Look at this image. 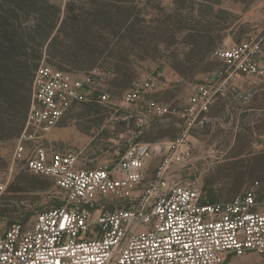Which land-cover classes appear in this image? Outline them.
Segmentation results:
<instances>
[{"label": "built area", "instance_id": "built-area-1", "mask_svg": "<svg viewBox=\"0 0 264 264\" xmlns=\"http://www.w3.org/2000/svg\"><path fill=\"white\" fill-rule=\"evenodd\" d=\"M249 47L225 43L212 56L233 64ZM239 69L258 72L247 56L235 71ZM160 76L151 72L135 81L121 108L134 107L147 120L180 114L186 120L180 135L134 142L117 161L87 169L79 167V154L57 152L44 143L76 106L110 101L102 80L113 73L100 67L88 73L62 71L42 60L11 171L23 163L31 173L52 178L63 198L38 212L29 226L3 224L0 217V264H225L230 255L251 253L264 262L260 183L231 201L213 203L188 180L194 170L191 128L202 116L207 120L212 101L226 93L225 82L207 78L194 85L189 102L178 110L152 99ZM158 156L160 165L150 178L149 161ZM7 187L0 181V207Z\"/></svg>", "mask_w": 264, "mask_h": 264}, {"label": "rangeland", "instance_id": "rangeland-1", "mask_svg": "<svg viewBox=\"0 0 264 264\" xmlns=\"http://www.w3.org/2000/svg\"><path fill=\"white\" fill-rule=\"evenodd\" d=\"M51 1L64 9L68 0ZM138 3L148 24L139 22L138 29L144 30L140 35L142 42L123 55L131 56L134 82L151 72L161 74L160 89L152 94V99L169 109L182 110L193 93V86L207 78L220 84L225 82L226 91H243L245 98L238 95L241 103L235 107H255L253 98L257 90L264 99V0H138ZM240 42L249 43L250 47L236 63L212 56L223 44ZM245 56L256 65L257 73L235 71ZM104 57L98 65L100 68L107 65L104 63H115L109 54ZM109 80H102L103 91L111 96L107 104L94 101L76 106L44 143L57 152L79 154L80 168L95 169L104 162L117 161L134 142L173 139L180 131L178 116L147 120L134 107L121 108L127 90L111 91ZM224 108L220 103L217 111L220 113ZM234 112L244 125L255 119L249 111L242 113L235 109ZM240 128V137L236 139L227 117L204 127L192 139L194 170L188 180L195 182L210 202L231 201L257 181L260 192L264 193V122L254 129ZM20 136L0 142V181L8 184L0 217L3 224L29 226L38 212L60 203L63 194L52 178L31 173L23 163L11 171ZM160 162V156L150 159V178ZM225 264L264 262L259 255L251 253L243 257L230 255Z\"/></svg>", "mask_w": 264, "mask_h": 264}, {"label": "trees", "instance_id": "trees-1", "mask_svg": "<svg viewBox=\"0 0 264 264\" xmlns=\"http://www.w3.org/2000/svg\"><path fill=\"white\" fill-rule=\"evenodd\" d=\"M142 10L138 0H68L64 9L51 0H0V142L21 135L43 59L88 73L109 54L115 63L103 68L113 73L110 90H129L135 78L123 53L142 42L139 22L148 24Z\"/></svg>", "mask_w": 264, "mask_h": 264}, {"label": "crops", "instance_id": "crops-1", "mask_svg": "<svg viewBox=\"0 0 264 264\" xmlns=\"http://www.w3.org/2000/svg\"><path fill=\"white\" fill-rule=\"evenodd\" d=\"M231 78H233V75L230 76ZM241 92L243 94V91L241 90H235L234 91H226V93L224 95H220L219 97L215 98L212 103L210 104V108H209V112L206 115L207 120H204V116H202L199 121H197L196 123H194V125L191 128L190 131V135H189V140L192 144V139L194 138V135H199L201 134V131L204 127L209 126L211 124H215L216 122L222 120V119H228L230 120V126L231 128L234 130V136L237 139L238 137H240L239 132L242 130V128H240V126L242 127H246L247 129H254L255 126L260 125L261 122H264V99H261V95H259V91H254V105H256L255 107L250 106L247 109H243L240 107H235L237 106L236 104L241 103V101H239L238 97V92ZM191 97V96H190ZM190 99V98H189ZM189 99L187 101V103L189 102ZM261 104H257L260 103ZM186 103V105H187ZM223 103L225 108L222 110V112H218L217 111V106L218 104ZM185 105V106H186ZM184 109V108H183ZM235 109H238L239 111L243 112H250L252 113V117L255 119H253L249 124L244 125L243 124V119H239L236 115V113L234 112ZM144 116V115H143ZM169 115H167L166 117H168ZM173 116H178V118H180V131L178 136L180 135L182 129L186 126V120L185 118H182V116L180 114H175ZM166 117H152L153 119H163ZM203 123H202V122ZM148 127V126H147ZM241 129V130H240ZM141 134V132L139 133ZM177 136V137H178ZM176 138V137H175ZM173 138V139H175ZM166 140H172V139H164V140H159L160 141H166ZM264 145V142H262ZM193 146V144H192ZM194 149V146H193Z\"/></svg>", "mask_w": 264, "mask_h": 264}]
</instances>
